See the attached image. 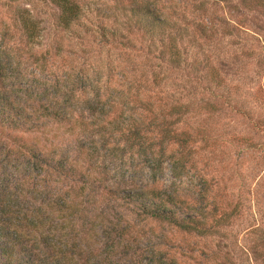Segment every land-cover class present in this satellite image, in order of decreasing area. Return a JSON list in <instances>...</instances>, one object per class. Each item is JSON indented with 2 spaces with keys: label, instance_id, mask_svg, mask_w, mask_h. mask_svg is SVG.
<instances>
[{
  "label": "rangeland",
  "instance_id": "374dc122",
  "mask_svg": "<svg viewBox=\"0 0 264 264\" xmlns=\"http://www.w3.org/2000/svg\"><path fill=\"white\" fill-rule=\"evenodd\" d=\"M77 1L80 16L65 28L49 0H0V88L27 108L45 103L71 116L67 123H50L38 131L0 130V172L18 176V188L33 183L39 189L47 183L60 190L70 179L33 166L18 144L66 157L94 180L98 191L87 197L98 212L117 213L128 222L138 252L121 253L125 264H151L152 245L169 248L181 264H261L264 0L257 6L242 0ZM134 1L150 3L181 25L186 34L177 46L187 48L185 65L206 75L207 88L195 87L182 69L138 48L137 33L129 34L135 35L136 49L100 36L97 25L120 26L113 17L119 19L125 10L120 7ZM25 17L33 28L24 26ZM212 70L221 78L219 84L211 78ZM153 74L160 82L153 81ZM206 101L216 106H204ZM159 102L164 109L188 103L190 110L175 126L191 138L184 146L169 143L163 149L158 134L150 131L138 144L111 128L112 120L144 125L158 119ZM107 186L157 187L206 210H224L229 217L207 234L186 233L139 212L134 204L108 199L102 193Z\"/></svg>",
  "mask_w": 264,
  "mask_h": 264
},
{
  "label": "trees",
  "instance_id": "16d2710c",
  "mask_svg": "<svg viewBox=\"0 0 264 264\" xmlns=\"http://www.w3.org/2000/svg\"><path fill=\"white\" fill-rule=\"evenodd\" d=\"M49 1L58 9L59 25L66 28L79 18L81 6L77 0ZM242 1L247 6H257L260 3V0ZM120 8L125 9L122 16L119 19L113 17L120 26L104 23L97 25L98 33L103 39H111L136 49L133 39L135 35L131 34L130 37L129 34L137 33L142 43L138 48L152 54L161 63L182 69L196 81L195 87L207 88L210 85L205 74L189 71L185 65L187 48L177 46V43L186 33L174 18L160 12L150 3L141 1H134ZM23 23L26 28H33L30 17L23 18ZM153 75V81L160 82V78ZM210 76L216 78L213 80L216 84L221 82L216 70H212ZM144 102L152 103L146 98ZM159 103L161 110L158 119L151 118L144 125L143 122L132 119L125 122L112 120L111 128H114L119 137L138 144L150 131L158 134V141L163 149L169 143L184 146L191 138L186 131H178L175 126L180 121V116L190 110L188 103L174 102L168 109L163 108L164 102ZM204 106L214 107L216 104L206 101ZM173 113L178 117L171 119L169 115ZM70 117L66 109L45 103L31 108L22 106L0 88V130L38 131L50 123H67ZM20 143L18 145L27 151L33 166L45 170L47 174L64 175L71 183L60 190H53L47 183H42L39 189H33V183L26 185L27 188H18V176L0 172V264H125L121 261V253H128L130 249H133V253L138 252L132 246L136 243V237L128 222L117 213H99L97 206L87 197L88 193L93 195L98 190L94 180L90 181L86 172L69 162L66 157L53 154L54 150ZM24 177L21 181H24ZM41 179L46 180V177ZM28 187L36 193L31 195ZM102 193L108 199L134 204L139 212L162 218L186 233L207 234L229 217V213L224 210H206L175 193L153 186H107ZM148 247L151 264H181L173 254L168 253L169 248L155 245ZM258 253L262 257L261 264H264V251Z\"/></svg>",
  "mask_w": 264,
  "mask_h": 264
}]
</instances>
